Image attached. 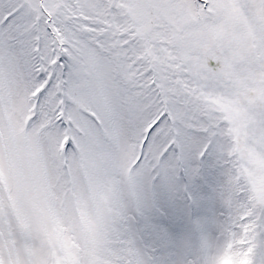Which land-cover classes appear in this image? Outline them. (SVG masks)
<instances>
[{"label": "snow or ice", "instance_id": "6c2138e0", "mask_svg": "<svg viewBox=\"0 0 264 264\" xmlns=\"http://www.w3.org/2000/svg\"><path fill=\"white\" fill-rule=\"evenodd\" d=\"M0 264H264V0H0Z\"/></svg>", "mask_w": 264, "mask_h": 264}]
</instances>
